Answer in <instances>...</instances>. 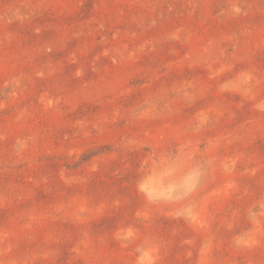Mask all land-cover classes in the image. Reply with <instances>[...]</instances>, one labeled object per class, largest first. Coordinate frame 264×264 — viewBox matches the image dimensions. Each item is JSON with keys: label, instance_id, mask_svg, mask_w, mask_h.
Instances as JSON below:
<instances>
[{"label": "rangeland", "instance_id": "1", "mask_svg": "<svg viewBox=\"0 0 264 264\" xmlns=\"http://www.w3.org/2000/svg\"><path fill=\"white\" fill-rule=\"evenodd\" d=\"M0 264H264V0H0Z\"/></svg>", "mask_w": 264, "mask_h": 264}]
</instances>
